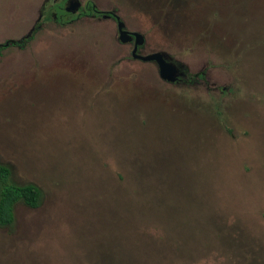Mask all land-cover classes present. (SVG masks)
Returning <instances> with one entry per match:
<instances>
[{"label": "rangeland", "instance_id": "obj_1", "mask_svg": "<svg viewBox=\"0 0 264 264\" xmlns=\"http://www.w3.org/2000/svg\"><path fill=\"white\" fill-rule=\"evenodd\" d=\"M52 1L0 0V44ZM92 1L205 80L164 82L80 10L0 47V162L42 192L0 264H264V0Z\"/></svg>", "mask_w": 264, "mask_h": 264}, {"label": "trees", "instance_id": "obj_2", "mask_svg": "<svg viewBox=\"0 0 264 264\" xmlns=\"http://www.w3.org/2000/svg\"><path fill=\"white\" fill-rule=\"evenodd\" d=\"M63 2L61 4L52 1L46 2V11L50 19L54 18V12L57 13L58 21H62L64 13ZM81 10L89 13H97L100 9L92 0H88L86 6ZM107 12V11H105ZM103 12V13H105ZM100 13V12H99ZM9 43L24 48L28 42L26 40H9ZM11 169L9 166L0 162V226L8 227L15 221V206L18 202H24L30 207H38L40 204L42 192L41 189L33 183L17 184L10 181Z\"/></svg>", "mask_w": 264, "mask_h": 264}, {"label": "flooded vegetation", "instance_id": "obj_3", "mask_svg": "<svg viewBox=\"0 0 264 264\" xmlns=\"http://www.w3.org/2000/svg\"><path fill=\"white\" fill-rule=\"evenodd\" d=\"M55 2H57L59 4H61V2H63V6L62 7H64V9L67 10L66 9V5L68 3V0H55ZM105 11L106 10H101L100 9V11H99L100 13L97 12V13L93 14V13L85 12L84 10H80L78 12V15H86V16H92V17L103 16L106 19H109V18L114 19L118 23V34H119L120 42L125 43V44H133V49H132V53H131L132 58L135 59V60L142 61V62H147V63L151 62V63H154V64L156 63L157 64L156 61H145V60H143L141 58H137V57L134 56L133 50H134V48L136 46V42H137V38L134 35V33H139L140 35L143 36V43L139 44L138 47H137V52L136 53L138 55L147 56L149 54L156 53V52H162V53H166V52H164V51H155V52H151V53L144 52L143 49H142L143 46L146 43V38H145L144 34H142L141 32H138V31H129L128 29H126V26L124 27V29L128 31V33L132 36V38L129 41H127V42L122 41L121 38H120V30H119V22L122 21V20L120 19V17L117 14H115V12H113V11L105 12ZM103 12H105V13H103ZM73 15H75V13L67 11L66 14L64 13V15H63L64 17H63L62 20H65L66 18L71 17ZM57 17H58L57 13L54 12L55 20H57ZM48 19H49V17H48V13L46 11V3H44V5H43V7L41 9V12H40L39 21L33 26L30 34H28L27 36H24L23 39H20V40H26V42H29V40L34 35V33H36V31L40 28V25H42V22L45 23V21L48 20ZM9 40H14V39H9ZM9 40H7L3 44H0V47L3 48V47H6V46H17V45H14L12 43H9L8 42ZM168 58H169L170 61L175 62L180 67V69L183 72V74L175 82H170V81H167V80L163 79L164 82L170 83V84H175V85H181V84H188L189 82L194 83V81L200 82V81H204L205 80L204 72H199V73H196V74H189V72L185 69L184 65H182L180 63H177L169 55H168ZM158 68H159V65H158ZM159 74H160V72H159Z\"/></svg>", "mask_w": 264, "mask_h": 264}, {"label": "water", "instance_id": "obj_4", "mask_svg": "<svg viewBox=\"0 0 264 264\" xmlns=\"http://www.w3.org/2000/svg\"><path fill=\"white\" fill-rule=\"evenodd\" d=\"M82 3L80 0H68L66 5V9L69 12L76 13L80 10ZM125 23L123 21L119 22V30H120V38L122 41H129L132 36L128 33L127 30L124 29ZM137 38L136 46L133 50L134 56L137 58H141L145 61H156L159 65V72L162 79L175 82L182 74L180 67L173 61H170L168 55L162 52H156L149 54L147 56L138 55L137 47L139 44L143 43V36L139 33H134Z\"/></svg>", "mask_w": 264, "mask_h": 264}]
</instances>
